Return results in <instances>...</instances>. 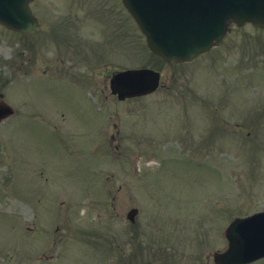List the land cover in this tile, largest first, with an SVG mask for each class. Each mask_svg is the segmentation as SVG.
<instances>
[{
  "label": "rangeland",
  "instance_id": "374dc122",
  "mask_svg": "<svg viewBox=\"0 0 264 264\" xmlns=\"http://www.w3.org/2000/svg\"><path fill=\"white\" fill-rule=\"evenodd\" d=\"M30 9L36 32L0 25L13 109L0 122V264H212L230 222L264 210V32L231 26L169 65L121 0ZM141 67L160 73L155 93L109 96L108 76Z\"/></svg>",
  "mask_w": 264,
  "mask_h": 264
},
{
  "label": "water",
  "instance_id": "95a60500",
  "mask_svg": "<svg viewBox=\"0 0 264 264\" xmlns=\"http://www.w3.org/2000/svg\"><path fill=\"white\" fill-rule=\"evenodd\" d=\"M32 0H0V24L21 33L39 26L28 8ZM146 37L150 50L170 64L191 61L222 43L230 23L246 22L264 28V0H123ZM159 75L150 70L119 73L111 90L119 99L154 91ZM12 113L0 111V119ZM132 219V214L129 215ZM225 253L213 255L215 264H245L264 255V213L237 219L227 229Z\"/></svg>",
  "mask_w": 264,
  "mask_h": 264
},
{
  "label": "flooded vegetation",
  "instance_id": "af4514ba",
  "mask_svg": "<svg viewBox=\"0 0 264 264\" xmlns=\"http://www.w3.org/2000/svg\"><path fill=\"white\" fill-rule=\"evenodd\" d=\"M93 77V78H92ZM91 78H92V80H93V84H95V82H94V80H95V76H92ZM88 78V77H87ZM81 79H82V81L83 82H86V80L83 78V76L81 77ZM90 88V87H89Z\"/></svg>",
  "mask_w": 264,
  "mask_h": 264
}]
</instances>
